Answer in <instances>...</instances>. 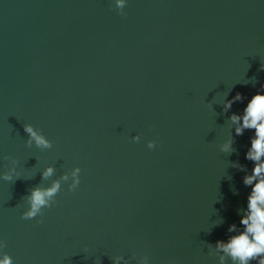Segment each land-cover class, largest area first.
I'll return each mask as SVG.
<instances>
[{"label": "water", "instance_id": "95a60500", "mask_svg": "<svg viewBox=\"0 0 264 264\" xmlns=\"http://www.w3.org/2000/svg\"><path fill=\"white\" fill-rule=\"evenodd\" d=\"M123 12L0 0V174L20 177L0 182V240L14 264H218L208 245L238 224L250 189L233 165L251 171V132L234 136L228 117L264 83V0H127ZM24 124L52 148L25 146ZM77 167L74 192L61 181L54 206L20 220L30 189Z\"/></svg>", "mask_w": 264, "mask_h": 264}, {"label": "clouds", "instance_id": "9594fccd", "mask_svg": "<svg viewBox=\"0 0 264 264\" xmlns=\"http://www.w3.org/2000/svg\"><path fill=\"white\" fill-rule=\"evenodd\" d=\"M111 8L119 16H124L123 9L127 0H110ZM259 71L264 72V64H261ZM247 83V82H246ZM244 101V97L237 92L230 100H227L222 113H228L234 103ZM206 106H209L206 104ZM230 124L234 126L232 134L236 137L243 136L245 131H250L248 148L244 153V159L251 162L249 172L245 165L234 164L239 171L245 174L241 177L243 187L250 189L246 196V204L242 208L238 224H230L225 240H217L208 247L219 253L218 264H264V83L260 84L259 90L247 98V103L240 114L232 113L228 117ZM23 133L27 137L25 146H35L38 149H51L52 143L30 124L23 125ZM132 143H139L140 135L130 137ZM233 145L231 138L225 140L219 151L230 153ZM155 141H148L146 148L151 151L156 147ZM80 168H74L68 174L62 175L58 180L45 187H34L22 198L24 210L20 213V220L28 221L44 215V210L55 205V197L61 189V181L67 183L68 193L74 192L80 184ZM54 169L46 167L40 172L41 180H48L53 176ZM15 169L0 174V182L15 183L19 179ZM70 181V183H68ZM37 223H41L37 220ZM6 245L0 240V264H14L12 257L4 252ZM85 253L87 248L83 250ZM112 264H129L125 257L117 255L111 257ZM94 264H101L97 258ZM139 264H151L147 256H143Z\"/></svg>", "mask_w": 264, "mask_h": 264}]
</instances>
